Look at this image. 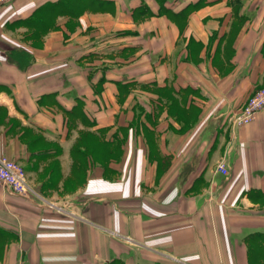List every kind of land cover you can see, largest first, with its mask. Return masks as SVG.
Returning a JSON list of instances; mask_svg holds the SVG:
<instances>
[{
    "label": "crops",
    "instance_id": "crops-1",
    "mask_svg": "<svg viewBox=\"0 0 264 264\" xmlns=\"http://www.w3.org/2000/svg\"><path fill=\"white\" fill-rule=\"evenodd\" d=\"M262 87L264 0L1 7L0 264H264Z\"/></svg>",
    "mask_w": 264,
    "mask_h": 264
},
{
    "label": "built area",
    "instance_id": "built-area-1",
    "mask_svg": "<svg viewBox=\"0 0 264 264\" xmlns=\"http://www.w3.org/2000/svg\"><path fill=\"white\" fill-rule=\"evenodd\" d=\"M15 0H0V8L11 5ZM264 109V87L255 92L248 99L246 104L232 118L233 127H241L255 121ZM218 170L223 175L228 174V168L225 163H220ZM0 183L4 185L8 191L17 196H21L31 200L28 194L26 184V172L21 164L13 161L5 156H0Z\"/></svg>",
    "mask_w": 264,
    "mask_h": 264
}]
</instances>
